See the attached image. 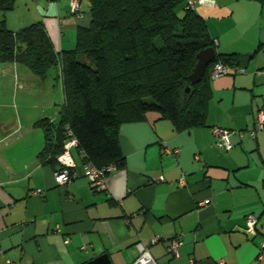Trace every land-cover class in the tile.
Listing matches in <instances>:
<instances>
[{"label": "crops", "instance_id": "crops-1", "mask_svg": "<svg viewBox=\"0 0 264 264\" xmlns=\"http://www.w3.org/2000/svg\"><path fill=\"white\" fill-rule=\"evenodd\" d=\"M70 1L17 0L0 19L13 32L40 23L57 53L70 51L78 27L89 24L90 0H79V14ZM213 1L194 12L216 52L239 55L245 73L209 79L202 127L177 132L154 111L122 124L125 163L106 177L104 191L84 177L76 148L75 176L64 186L54 180L59 164L38 158L45 140L36 122L57 121L56 106H0V264H87L103 254L111 264H132L139 243L158 263L264 264V130L255 141L230 136L229 151L218 148L213 134V128L253 129L264 109V0ZM36 79L21 65H0L1 93L30 92ZM248 215L257 217L255 236L245 231ZM177 236L180 257L172 258L164 239Z\"/></svg>", "mask_w": 264, "mask_h": 264}, {"label": "trees", "instance_id": "trees-1", "mask_svg": "<svg viewBox=\"0 0 264 264\" xmlns=\"http://www.w3.org/2000/svg\"><path fill=\"white\" fill-rule=\"evenodd\" d=\"M16 2L0 0V14L12 11ZM187 2L90 0L88 26L78 27L73 50L60 53L42 24L13 32L0 19V65H21L40 80L50 70L60 73L59 118L36 122L45 140L41 161L58 164L70 130L83 162L121 168L119 128L144 120L148 112H158L177 132L204 126L210 69L218 61L238 66L240 56L216 52L204 19ZM208 48L215 50V59L191 85L196 56Z\"/></svg>", "mask_w": 264, "mask_h": 264}, {"label": "built area", "instance_id": "built-area-1", "mask_svg": "<svg viewBox=\"0 0 264 264\" xmlns=\"http://www.w3.org/2000/svg\"><path fill=\"white\" fill-rule=\"evenodd\" d=\"M196 5L198 6H214L213 0H188L187 8L192 9ZM71 12L73 14H79V0L70 1ZM230 72L244 74L245 70L238 66L229 67L221 61L214 63L209 72L210 79H218ZM255 117V127L253 129L247 130L246 134L241 131H228L221 128H213V134L218 138L217 146L222 151H229L231 149V143L229 141L230 136H236L240 139H243L245 135L251 138L253 141L256 140L258 132L264 130V114L261 110L257 111L254 115ZM67 141L64 144L63 152L60 156L57 157V163L59 164V169L54 173L55 183L59 186H64L69 183L72 178L75 176V164L70 156V151L72 148H77L78 142L77 139L72 135L70 130H67ZM177 153V152H176ZM82 158L84 157L83 153L80 152ZM196 159H199L198 157ZM115 170L114 166L107 165L103 167H96L90 161H86L83 166V175L88 180L90 185L95 191H104L105 190V179L106 177ZM161 180V179H160ZM179 185L184 184V176L178 180ZM42 194V190H36L33 192V195ZM210 203V200H204L200 203V206H205ZM258 224L257 217L254 215H248L245 218V231L248 234L255 236L257 234L256 227ZM264 227V226H262ZM159 240V236L151 241L152 244L156 243ZM166 244V250L170 257L179 258L180 257V247L182 245L181 236H177L173 239L167 240L164 239ZM264 246V242L262 244ZM139 255L137 259L132 264H169V262L158 263L154 260L149 252V248L146 244L139 243L137 244ZM13 264V263H10ZM217 264H224L222 261Z\"/></svg>", "mask_w": 264, "mask_h": 264}, {"label": "rangeland", "instance_id": "rangeland-1", "mask_svg": "<svg viewBox=\"0 0 264 264\" xmlns=\"http://www.w3.org/2000/svg\"><path fill=\"white\" fill-rule=\"evenodd\" d=\"M34 83V90L19 91L17 94L0 92V106H56V113L59 116L60 109L63 105V91L60 73L58 70H50L45 79L42 81L39 78ZM40 80V81H39ZM30 86L29 83H25ZM259 99L256 98L255 102ZM259 106H264L259 103ZM264 114V109L261 108ZM9 118V117H8ZM251 126L248 128L250 130ZM240 130L246 134L248 130Z\"/></svg>", "mask_w": 264, "mask_h": 264}, {"label": "water", "instance_id": "water-1", "mask_svg": "<svg viewBox=\"0 0 264 264\" xmlns=\"http://www.w3.org/2000/svg\"><path fill=\"white\" fill-rule=\"evenodd\" d=\"M196 57V65L189 76L191 85L198 84L201 81L207 66L211 64L215 59V50L212 48L205 49L203 51H200ZM87 264H111V262L108 256L106 254H103L91 260Z\"/></svg>", "mask_w": 264, "mask_h": 264}]
</instances>
